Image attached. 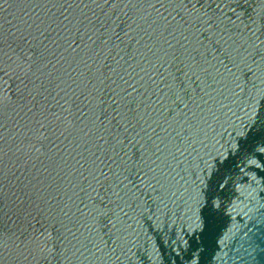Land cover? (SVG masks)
Wrapping results in <instances>:
<instances>
[{"label": "water", "instance_id": "obj_1", "mask_svg": "<svg viewBox=\"0 0 264 264\" xmlns=\"http://www.w3.org/2000/svg\"><path fill=\"white\" fill-rule=\"evenodd\" d=\"M0 264H264V0H0Z\"/></svg>", "mask_w": 264, "mask_h": 264}]
</instances>
